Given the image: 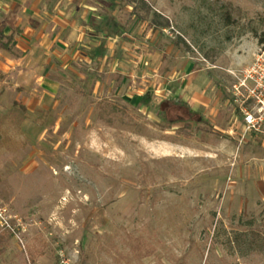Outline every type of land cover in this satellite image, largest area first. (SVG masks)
<instances>
[{"label": "rangeland", "instance_id": "374dc122", "mask_svg": "<svg viewBox=\"0 0 264 264\" xmlns=\"http://www.w3.org/2000/svg\"><path fill=\"white\" fill-rule=\"evenodd\" d=\"M145 1L170 27L139 0H64L85 28L0 74V264H264V127L242 113L264 0Z\"/></svg>", "mask_w": 264, "mask_h": 264}, {"label": "crops", "instance_id": "0c3cea01", "mask_svg": "<svg viewBox=\"0 0 264 264\" xmlns=\"http://www.w3.org/2000/svg\"><path fill=\"white\" fill-rule=\"evenodd\" d=\"M63 6L64 0H0V38L2 35L7 38L12 36L13 38L12 42H8L6 38L0 39L1 75L7 72V69H9L8 65L15 64L18 60L29 63L34 57L36 60L39 59L41 61L46 54L45 51L56 50L57 45L67 46L71 31L85 28V25H81V23L75 24L71 22L70 14L65 11ZM113 16L108 15L103 22L105 29L102 26L101 31H105V35L117 26V20ZM65 39L66 42H63ZM3 44L11 47L12 52L6 50ZM88 56L90 59L94 58V55ZM102 60L99 56L97 63L100 64ZM29 77L27 72L24 79L19 81V84L27 86L26 82L29 84L28 82L31 80ZM31 78L38 84L41 81H44L43 84L47 82L44 69L41 74L37 69V74ZM3 84L5 83L0 82V90ZM9 91L8 94H14L16 97L24 94L18 92V89L14 87L9 88ZM16 102H14L15 105L17 104ZM191 102L195 104L192 106L196 107L186 104L194 113H199L200 106L205 103L198 96L192 97Z\"/></svg>", "mask_w": 264, "mask_h": 264}, {"label": "built area", "instance_id": "2783aa9c", "mask_svg": "<svg viewBox=\"0 0 264 264\" xmlns=\"http://www.w3.org/2000/svg\"><path fill=\"white\" fill-rule=\"evenodd\" d=\"M249 100L253 101L254 107L248 110H242L245 126L248 131H261L264 127V87L257 85L254 89L250 90ZM0 228L4 232L15 233V228L8 213V209L2 203L1 199Z\"/></svg>", "mask_w": 264, "mask_h": 264}, {"label": "trees", "instance_id": "16d2710c", "mask_svg": "<svg viewBox=\"0 0 264 264\" xmlns=\"http://www.w3.org/2000/svg\"><path fill=\"white\" fill-rule=\"evenodd\" d=\"M139 3L140 5H136L135 8H133V11L137 12L139 10L143 11L145 13L144 17L143 18H148L151 14H153V18L151 20V24L154 28H156L158 26V23H157V19H163V23L161 24V26L163 28H168L170 27V21L164 17H162L159 13L157 12H153V9L152 7L145 1V0H139ZM7 39L8 42H12L13 41V38L12 36L10 37H4L3 35L1 36V40L3 39ZM262 43H264V39H262L261 41ZM3 46L6 47V50H8L9 52H12V48L11 47H8L6 45L3 44ZM171 103L169 101H164L161 103L160 105V110L162 111L163 115L166 114V116L169 114L173 117V115H175V113H171V111H169V109L171 108V106L169 107ZM173 106V105H172ZM175 108L174 109H177L176 112H182L185 113L186 115H189V116H198L199 114L198 113H194L192 111V109L186 105V104H178L177 106H174ZM180 119H183V117H181ZM2 240L3 238L0 236V246L2 244ZM2 252V251H1Z\"/></svg>", "mask_w": 264, "mask_h": 264}]
</instances>
